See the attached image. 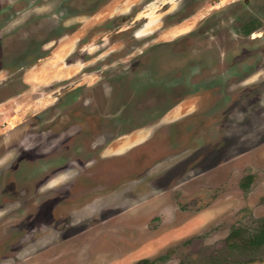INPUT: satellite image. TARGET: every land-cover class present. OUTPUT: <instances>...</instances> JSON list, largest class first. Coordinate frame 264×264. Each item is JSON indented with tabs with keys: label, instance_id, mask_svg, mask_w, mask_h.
I'll return each mask as SVG.
<instances>
[{
	"label": "rangeland",
	"instance_id": "obj_1",
	"mask_svg": "<svg viewBox=\"0 0 264 264\" xmlns=\"http://www.w3.org/2000/svg\"><path fill=\"white\" fill-rule=\"evenodd\" d=\"M94 1L0 3V264H264V38L205 85L192 30L231 0Z\"/></svg>",
	"mask_w": 264,
	"mask_h": 264
},
{
	"label": "flooded vegetation",
	"instance_id": "obj_2",
	"mask_svg": "<svg viewBox=\"0 0 264 264\" xmlns=\"http://www.w3.org/2000/svg\"><path fill=\"white\" fill-rule=\"evenodd\" d=\"M89 1H93V4L97 2L94 0H64L63 5H61L63 9L61 10L67 12V8H69L71 11H74L73 9L79 5H81L79 8H83V7L85 8L88 4L87 2ZM209 1L214 3L215 1L218 0H209ZM0 3H2V0H0ZM9 4L10 5H8L5 9H2L0 11V15H4V14L9 15L11 13L10 9L12 8L13 3L10 2ZM12 16L13 15H10V18H12ZM192 34L200 35L197 38V44H199V50H201L204 55L203 66L205 67H203V69H205V81H204L205 85L206 83L210 84L212 80L215 78V76H217L220 79L219 81L220 85L223 83L225 78L226 79L231 78L233 75H235L237 81H239L240 83L242 82L243 79L242 77L248 73L249 68L252 64H248L251 62L243 61V60L239 62L236 61V58L233 56V54L242 53V51L239 50H243V53H249V54L256 53V50L258 48L257 42L260 41L259 40L260 38L262 39L264 38V0H231L228 3H225L222 6V9H219L215 13L208 15L204 19L200 29L192 30ZM248 45H250V48L245 47ZM227 53H228L227 59L229 60L227 63H225L224 67L208 66V64L212 63V61H214L217 57ZM193 68H194L193 73H195L197 71V68L196 67ZM237 97L238 95L236 96V98ZM245 98L246 96H244V99ZM227 107L223 110L224 115L232 112L233 110H236L234 112L239 111L237 109L227 111L228 109ZM247 152H248L247 150L240 151L239 156L243 154L246 155ZM183 173H185V170H183ZM246 178L247 180L250 179V177H246ZM171 181H173V178L167 179L166 182L169 183ZM242 188H245V185ZM219 189L221 190V187ZM11 191H13L12 187L11 190L7 193H10ZM210 193H211L210 188L205 189V188L196 187L191 192L189 199L185 202L187 203V205L183 206V211L181 210V205L178 203H176L177 210L183 213L196 211L197 209L205 205L209 200H211ZM176 194H178V192L176 193L175 190H173L172 198L178 201V198L175 199ZM169 198L171 199V196H169ZM179 203H181V201ZM194 208L195 210H193ZM153 220H154L153 225L148 226V229L151 228L153 232H155L159 230V229L157 230L158 226H156L159 220L157 218ZM236 229L233 230L231 233H229L222 240L230 241L233 240L232 238L233 236L241 235L240 234L241 232L238 231L239 229L238 230ZM252 233H254V231ZM191 240L208 241L209 238L206 237H202L200 239L192 238ZM220 240L221 239L219 240L216 239L215 241H220ZM263 247L264 245L258 247L251 246L250 247L252 248L251 251H253L252 254L254 253V255L251 254L252 255L251 258H254L257 255V253L260 251V249L262 250ZM234 260L236 261L235 264H243V262L242 263L239 262L240 261L239 259H236V256L234 257ZM223 263L230 264V262H228L227 260L224 261Z\"/></svg>",
	"mask_w": 264,
	"mask_h": 264
},
{
	"label": "trees",
	"instance_id": "obj_3",
	"mask_svg": "<svg viewBox=\"0 0 264 264\" xmlns=\"http://www.w3.org/2000/svg\"><path fill=\"white\" fill-rule=\"evenodd\" d=\"M249 241L248 243L251 246H261L264 245V219L260 220V224L258 228L254 231V233L248 235ZM139 264H155L154 261H149L147 259L141 260L138 262Z\"/></svg>",
	"mask_w": 264,
	"mask_h": 264
},
{
	"label": "crops",
	"instance_id": "obj_4",
	"mask_svg": "<svg viewBox=\"0 0 264 264\" xmlns=\"http://www.w3.org/2000/svg\"><path fill=\"white\" fill-rule=\"evenodd\" d=\"M160 197H162V195L160 196ZM178 215H180L181 214V212L178 210ZM188 213H192V212H188ZM183 214V213H182Z\"/></svg>",
	"mask_w": 264,
	"mask_h": 264
}]
</instances>
